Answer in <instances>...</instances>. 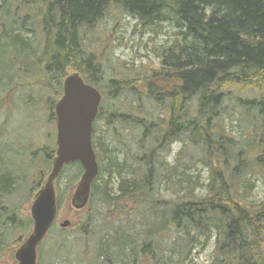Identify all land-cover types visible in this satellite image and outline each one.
Listing matches in <instances>:
<instances>
[{
  "label": "trees",
  "instance_id": "trees-1",
  "mask_svg": "<svg viewBox=\"0 0 264 264\" xmlns=\"http://www.w3.org/2000/svg\"><path fill=\"white\" fill-rule=\"evenodd\" d=\"M111 9L153 31L158 24L173 25L174 40L157 51V66L120 69L105 56L108 45L102 44L99 53L91 47L90 36ZM0 52L8 55L0 58V90L15 70L36 77V85L54 96L47 101L54 132V105L69 69L100 93L109 89L110 97L132 94L133 103L105 111L102 93L92 130L99 173L85 210L89 218L102 215L112 221L139 215L144 230L128 235L124 231L128 227L119 224L113 234L102 237L92 264H185L199 238L206 243L212 234L214 264H264V201L247 203L252 181L264 182V0H0ZM105 57L113 70L109 80L100 69ZM232 91L245 96L233 98ZM142 101L145 108H152L150 112ZM235 117L242 126L237 136L226 124V119ZM54 136L52 143L40 148L36 166L31 165L32 177L27 174L23 181L17 173H0V255L7 232L15 246L32 229L30 217L20 216L15 206L2 200L20 187L31 193L42 186L55 157ZM135 141L136 151L131 152L129 145ZM174 143L181 149L176 163L169 166L163 159ZM114 145L124 150L122 162ZM186 151L191 152L186 169L201 165L207 170L203 197L196 195L197 183L185 176V167L178 173ZM161 157L163 162H155ZM69 167L75 172L65 179L60 194ZM80 175L78 164L59 175L58 210L64 193ZM172 180L177 186L175 198L164 202L155 195L156 186ZM96 202L105 206L104 214L95 209ZM161 202L164 206L159 207ZM173 230L180 245L174 242L163 248L161 240ZM65 231L56 236L58 251L69 246ZM41 245L37 264L42 261Z\"/></svg>",
  "mask_w": 264,
  "mask_h": 264
},
{
  "label": "rangeland",
  "instance_id": "rangeland-1",
  "mask_svg": "<svg viewBox=\"0 0 264 264\" xmlns=\"http://www.w3.org/2000/svg\"><path fill=\"white\" fill-rule=\"evenodd\" d=\"M153 28H155L154 31L152 28L140 24L137 19L132 18L129 14L117 15L116 12L111 9L95 29L94 34L90 36L91 47L95 48L99 53L102 49V44H105V46L108 45L105 56L109 57L110 65H115V63L119 64L118 66L120 69H134L139 71L144 65L157 66L159 64V59L156 55L157 51L159 48L167 47L171 44L174 40L176 29L171 23L158 24ZM2 56L8 57V55L0 52V58ZM106 60L105 57V61L101 63L102 66L100 69L101 71L103 70L102 77L109 80L113 70H111ZM73 73L74 71H72V69L67 70V75ZM9 77L11 80L7 82L8 76H5L4 80H6L7 83L3 86L4 89L0 90V173H2V170L17 173V175L25 181L27 174L28 177L34 175L35 167L32 166V171L31 165L36 166L38 155L41 154L40 148L42 146H47L48 143H52V135H55L54 128L52 124L49 123L50 111L47 103V101L50 99L52 100L54 96L50 90L47 91L36 85V77L32 78L31 75H28L27 78L24 73L16 70L11 72ZM28 82L32 83L31 86L25 87L23 83ZM10 89H12L13 92L10 93ZM108 91L109 89H101L106 101L104 104L105 111L122 109L123 105L133 103L132 94L128 92L123 94L119 92L113 98L108 95ZM231 96L234 98L243 97L245 95H238L235 91H232ZM233 98H231V100H233ZM142 103L144 110L146 109V111L149 112L152 110L148 105H146L145 108V102L142 101ZM226 124L228 131L234 136H237L242 130V126L240 122L237 121L236 117L231 120L226 119ZM99 127L103 132L105 131L102 124H100ZM137 141H135V144L130 143L131 152L136 151ZM114 148L119 150L117 159L119 162H122L124 159V150L118 145H114ZM180 149V145L174 143L171 146L170 154L163 159L164 162L169 166L174 165ZM186 152L188 153L185 160H179L180 167L178 173L185 167V176L192 181V184L194 182L197 183L195 187L196 195L203 197L205 196L206 185L208 184L207 170L201 165H197L194 168L189 166V169H186L188 166V155H191L190 151ZM186 152H184V154H186ZM32 155L36 157L35 160L32 159ZM155 162H163L162 157L161 159L159 158V160L156 159ZM73 172H75L74 167H69L65 170L63 181L60 184V194H62L61 192L64 189L66 183L65 179L73 177ZM79 178L80 176L73 183L72 188L64 193L63 203L58 210L57 221L50 233L46 235L41 245V264H87V262H89L88 264H92L96 249L100 243L102 244V237L107 232L113 234V229L118 227L119 224L130 228H124V231L128 235L143 233L144 228L139 227V223H142L143 220L139 215H121L112 221L108 218L104 219L102 215H96L95 217L91 216L89 218L86 210L75 211L70 205V200L76 189ZM176 179L178 181V177ZM116 181L117 180L114 179L111 182L113 195H115ZM252 182L254 183V189L247 199V203L258 205L264 201V182L260 179L253 180ZM173 183L172 180L168 184H159V186H156L158 189L155 195L162 197L164 202L171 201L175 198L173 192L177 191V186ZM29 192L30 190L28 188L26 189V186H24V188L20 187L14 195L2 201L4 205L8 207L15 206L20 216L29 217L30 205L35 195V192ZM161 203L159 207L164 206L163 202ZM94 207L101 214H104L106 211L102 203L96 202L94 203ZM66 220L70 222V227L65 229L64 237L67 243H69V246L65 251H61V249L58 251L59 243L57 242L58 239L56 236L59 235V231L63 230L60 229L59 225ZM146 220L147 215H145V222ZM78 225H81V227L85 225V230H80L81 227L77 228ZM101 225H103V227H101ZM109 226H111V231H109ZM6 235L4 239V245H6V247L0 255V264H14V254L24 240L19 241V243L16 244L17 246H13L11 245V237L9 238L10 232H7ZM177 238H179V235L173 230L169 236L167 235L163 240L160 239L161 242L157 239V242H160L161 246L166 248L171 247L174 242L179 244ZM214 246V234H212L211 239L206 243L204 238H199V241L194 244L193 250L185 261V264H214Z\"/></svg>",
  "mask_w": 264,
  "mask_h": 264
},
{
  "label": "water",
  "instance_id": "water-1",
  "mask_svg": "<svg viewBox=\"0 0 264 264\" xmlns=\"http://www.w3.org/2000/svg\"><path fill=\"white\" fill-rule=\"evenodd\" d=\"M100 102V92L85 83L78 73L63 80L62 96L54 106L55 158L50 174L31 204L32 231L14 254L16 264H36L37 248L57 217L54 183L64 167L77 163L82 170L70 200L71 207L75 211H81L88 205L91 187L99 173L92 146V128ZM69 226L70 222L67 220L60 224L61 229Z\"/></svg>",
  "mask_w": 264,
  "mask_h": 264
},
{
  "label": "bare ground",
  "instance_id": "bare-ground-1",
  "mask_svg": "<svg viewBox=\"0 0 264 264\" xmlns=\"http://www.w3.org/2000/svg\"><path fill=\"white\" fill-rule=\"evenodd\" d=\"M78 74H79V73H78ZM41 187H42V186H40V188H39V189H35V191H33V192H35V194H36V193H38V192H39V190L41 189Z\"/></svg>",
  "mask_w": 264,
  "mask_h": 264
},
{
  "label": "flooded vegetation",
  "instance_id": "flooded-vegetation-1",
  "mask_svg": "<svg viewBox=\"0 0 264 264\" xmlns=\"http://www.w3.org/2000/svg\"><path fill=\"white\" fill-rule=\"evenodd\" d=\"M36 194H37V193H36ZM36 194H35V195H36ZM35 195H34V196H35ZM29 215H30V213H29Z\"/></svg>",
  "mask_w": 264,
  "mask_h": 264
}]
</instances>
